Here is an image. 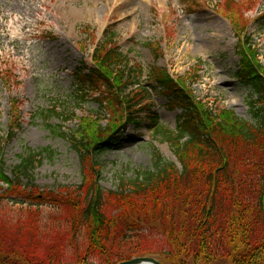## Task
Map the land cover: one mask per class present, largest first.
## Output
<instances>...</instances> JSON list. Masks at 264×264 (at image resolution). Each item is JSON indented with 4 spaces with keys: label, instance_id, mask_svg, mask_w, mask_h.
I'll return each instance as SVG.
<instances>
[{
    "label": "rangeland",
    "instance_id": "374dc122",
    "mask_svg": "<svg viewBox=\"0 0 264 264\" xmlns=\"http://www.w3.org/2000/svg\"><path fill=\"white\" fill-rule=\"evenodd\" d=\"M107 27L114 33L117 51L128 70L113 66L107 96L99 101L97 96L87 97L78 105L70 100L71 74L83 61L92 66L90 57L104 40ZM252 55L263 73L264 0H0L2 172L12 178L11 171L26 149L49 150L32 173L38 193L22 192L31 196L28 202L33 206L15 204L14 197L19 195L6 194L0 214L6 221L20 215L34 223L53 224L59 231L78 225L87 175L81 173V161L71 148L69 136H76L83 128L91 135L100 125L106 129L111 126L120 135V144L101 154L94 169L102 190L116 194L102 214L110 221L122 208L117 205L121 182L149 169L156 155L182 169L175 143L154 131L143 110L144 105L150 106L158 118V128L175 131L179 112L167 105L158 89L147 86L153 75L164 73L214 116L229 112L237 119L251 121L249 90L234 74L243 61L252 60ZM116 79H120V89ZM125 81L140 84L126 85ZM11 125L20 129L8 140ZM200 180L198 188L196 182L184 179L175 185L172 197H181L187 205L196 204L197 190L206 187L205 180ZM7 188L0 183V194L4 196ZM47 192L50 197L45 201L41 195ZM59 196L63 202L58 201ZM19 197L26 201L25 195ZM137 202L135 196L125 200L132 205ZM172 209L168 204L163 212ZM148 211H142L140 219L151 222L153 216ZM137 213L134 221L139 219ZM133 237L124 245L127 250L140 246L162 264H233L206 263L191 256L166 257L154 240L137 242ZM92 259L98 261L96 256Z\"/></svg>",
    "mask_w": 264,
    "mask_h": 264
},
{
    "label": "trees",
    "instance_id": "16d2710c",
    "mask_svg": "<svg viewBox=\"0 0 264 264\" xmlns=\"http://www.w3.org/2000/svg\"><path fill=\"white\" fill-rule=\"evenodd\" d=\"M117 50L114 33L108 30L93 57L99 70L80 63L71 74L70 100L82 105L87 97L97 96V101L104 99L109 93L111 68L116 65L122 66L123 72L127 69L125 59ZM261 70L252 55V60L243 61L234 74L249 90L251 121L237 119L229 112L214 116L198 106L164 73L154 74L149 80H152L150 87L158 89L167 105L179 111L175 131L164 132L158 128V118L150 111V106L144 105L143 110L147 111L154 131L166 134L167 139L175 143L182 169L177 170L156 155L149 169L122 181L124 184L121 182L117 205L122 208L110 221L102 214L116 194L102 190L94 169L99 166L101 154L120 144V135L112 131L111 126L106 129L99 125L91 135L83 128L77 132L79 137L69 136L71 148L81 161V173L87 175L78 225H72L69 231H59L54 230L53 224L34 223L20 215L6 221L0 214V264H117L134 257L155 255L146 249L140 250V246L127 250L124 245H128L133 236L137 242L154 240L161 246L163 256L174 259L191 256L194 260L202 258L206 263L210 260L264 264V72ZM119 81L115 80L118 88ZM128 121L134 123L133 119L128 118ZM11 127L6 136L8 140L20 129L19 125L15 129ZM48 128L57 134L55 129ZM48 153L47 149L38 152L26 149L9 178L2 172L0 147V183L8 186L5 195L0 194V204L6 194H18L25 195L26 201L14 197L17 198L15 204L33 206L28 202L31 196L22 192L38 193L32 173L36 163ZM89 178H94L93 183ZM186 178L192 184L196 182L198 188L200 178L205 180L206 187L203 191L197 190V202L193 205L182 203L181 197H172L175 185ZM129 196L138 199L136 205L125 203ZM49 197L48 192L41 195L45 201ZM58 198L63 202L62 196ZM168 204L173 209L163 212ZM127 208L132 215L127 213ZM147 210L153 216L151 222L140 219L144 216L141 212ZM156 210H161L160 214L153 213ZM135 212L139 217L136 221ZM30 214L36 217L37 213L31 211ZM169 214L170 220H167ZM95 256L98 261L92 259Z\"/></svg>",
    "mask_w": 264,
    "mask_h": 264
},
{
    "label": "water",
    "instance_id": "95a60500",
    "mask_svg": "<svg viewBox=\"0 0 264 264\" xmlns=\"http://www.w3.org/2000/svg\"><path fill=\"white\" fill-rule=\"evenodd\" d=\"M119 264H160V263L152 258H136Z\"/></svg>",
    "mask_w": 264,
    "mask_h": 264
}]
</instances>
